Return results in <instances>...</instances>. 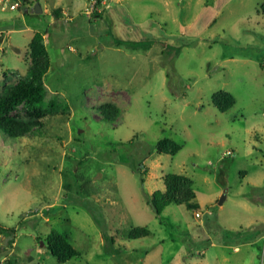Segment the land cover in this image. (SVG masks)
Returning <instances> with one entry per match:
<instances>
[{"label":"rangeland","instance_id":"374dc122","mask_svg":"<svg viewBox=\"0 0 264 264\" xmlns=\"http://www.w3.org/2000/svg\"><path fill=\"white\" fill-rule=\"evenodd\" d=\"M263 1L107 0L100 18L90 0L0 2V92L27 75L40 31L55 103L42 126L0 132V264H264ZM164 136L182 149L157 153ZM168 172L193 179L197 208L161 201ZM52 229L80 254L52 255Z\"/></svg>","mask_w":264,"mask_h":264},{"label":"trees","instance_id":"16d2710c","mask_svg":"<svg viewBox=\"0 0 264 264\" xmlns=\"http://www.w3.org/2000/svg\"><path fill=\"white\" fill-rule=\"evenodd\" d=\"M25 2L26 0H24L23 5ZM60 10V8L55 9V15L58 16ZM257 10L264 13V1L259 5ZM101 12L94 13V16H99L100 18ZM117 42L137 45L141 41L117 39ZM47 49L44 33L35 31L29 42L30 62L27 75L16 82L5 84L3 90L0 92V132H4L10 137L17 138L42 126L40 118L50 111V106L55 105L53 100L45 103L47 86L44 82V76L51 64L50 54ZM211 99L212 103L220 111L228 110L236 102L234 94L225 89L213 92ZM20 105H23L33 118H22L12 115L11 113ZM98 108L105 113L106 118L111 117V115L116 116L120 112V109L114 103H102ZM182 147L183 143L169 136L161 137L155 143L157 153L176 154ZM163 180L165 187L163 192H159L157 195L161 198L162 202L185 203L188 207L197 208V204L193 201L195 191L193 179L190 176L182 173L168 172L164 175ZM142 181H144L143 177ZM153 199L154 203L152 207L156 211H159L158 206L155 204V197ZM4 230L9 231L14 229L5 227ZM149 233L150 231L146 226H134L127 232V236L129 238H137ZM46 235L44 239L45 247L59 261H66L80 254V251L69 240L67 233L52 229Z\"/></svg>","mask_w":264,"mask_h":264},{"label":"built area","instance_id":"2783aa9c","mask_svg":"<svg viewBox=\"0 0 264 264\" xmlns=\"http://www.w3.org/2000/svg\"><path fill=\"white\" fill-rule=\"evenodd\" d=\"M4 3H8L10 8L16 9L23 5L24 0H0ZM108 5L107 0H90L89 9L86 10L87 14H94L96 12H101L103 7ZM102 6V7H100ZM199 212H196V215H199Z\"/></svg>","mask_w":264,"mask_h":264},{"label":"water","instance_id":"95a60500","mask_svg":"<svg viewBox=\"0 0 264 264\" xmlns=\"http://www.w3.org/2000/svg\"><path fill=\"white\" fill-rule=\"evenodd\" d=\"M35 8L37 9V11H41V7L39 6V4H36ZM224 195L221 197V199L219 200V203H222L224 201ZM42 245L44 244L43 241L41 240Z\"/></svg>","mask_w":264,"mask_h":264},{"label":"crops","instance_id":"0c3cea01","mask_svg":"<svg viewBox=\"0 0 264 264\" xmlns=\"http://www.w3.org/2000/svg\"><path fill=\"white\" fill-rule=\"evenodd\" d=\"M1 3H2V8H4L5 6H6V3H4L3 1H0ZM26 2H27V0H26ZM25 2V3H26ZM17 9V8H16ZM62 12H66L64 9L62 10ZM96 17H99V16H96ZM33 35V34H32ZM32 37V36H31ZM44 38H45V34H44Z\"/></svg>","mask_w":264,"mask_h":264}]
</instances>
